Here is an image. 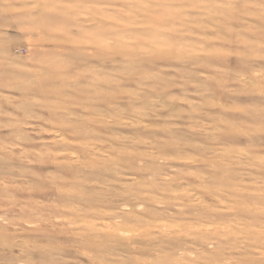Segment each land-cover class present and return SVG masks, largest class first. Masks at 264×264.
<instances>
[{"label":"rangeland","instance_id":"374dc122","mask_svg":"<svg viewBox=\"0 0 264 264\" xmlns=\"http://www.w3.org/2000/svg\"><path fill=\"white\" fill-rule=\"evenodd\" d=\"M0 264H264V0H0Z\"/></svg>","mask_w":264,"mask_h":264}]
</instances>
